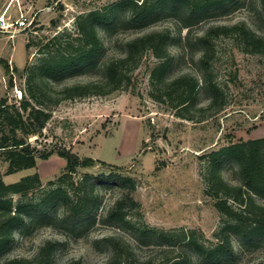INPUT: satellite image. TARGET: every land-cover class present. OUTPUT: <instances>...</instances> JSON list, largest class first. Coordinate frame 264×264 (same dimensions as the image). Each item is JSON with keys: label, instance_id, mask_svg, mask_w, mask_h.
Instances as JSON below:
<instances>
[{"label": "rangeland", "instance_id": "rangeland-1", "mask_svg": "<svg viewBox=\"0 0 264 264\" xmlns=\"http://www.w3.org/2000/svg\"><path fill=\"white\" fill-rule=\"evenodd\" d=\"M120 1L0 0V16L9 22L21 15L26 18L23 28L12 31L0 28V98L7 97L9 103L19 105L25 95L29 67L47 54L45 43L64 32L73 36L79 15ZM118 17L119 22L109 32L100 30L103 48L91 67L83 72L61 74L51 80V85L60 89L96 80L102 76V62L123 54L129 38L150 29L170 28L175 41L180 34L184 38L169 47L172 62L167 76L173 79L191 74L199 80L195 107L186 111L175 100L158 101L152 96V92L160 94L151 83L152 68L159 60L148 51L130 71L132 80L125 89L61 101L50 107L51 118L42 134L30 136L29 141L41 151L65 148L80 157L115 164L121 172L132 176L135 184L132 195L138 206L129 211L128 219L135 227L146 225L179 236L184 230H195L201 242L213 245L227 218L207 193L208 160L201 156L232 142L264 138V56L244 51L235 37L220 35L213 39L214 53L206 73L210 80L206 83L201 63L203 49L197 36L212 25L238 22L264 33L261 0L233 1L204 15L191 27L188 44L185 38L188 29L182 27L179 15L161 14L149 26L129 23V12L124 10L119 11ZM211 82L219 89L215 103L208 85ZM7 166L0 156V175L6 183L34 173L40 175L41 184L28 195H11L14 203L21 199L38 202L59 183L58 179L66 172V159L55 152L48 159L38 158L36 167L13 174L6 173ZM103 172L110 171L98 164L80 169L73 174V180ZM222 174L230 183L238 182L234 163L226 164ZM96 190L99 201L87 226L75 227L65 221L63 205L56 202L51 218L36 217L33 223L27 218V224L13 232L12 241L0 253V264L14 257H33L49 239L57 242L52 264L71 260H78L79 264H102L112 254L107 236L127 244L137 260L152 259V264H166L169 257H182L185 252L182 244L162 245L156 238L140 239L135 228L109 219L108 210L121 196L123 187L101 181ZM257 199L264 203V198ZM232 241L234 256L227 263L203 264L264 263V243L244 245L238 237ZM191 256L192 264L201 261L194 252Z\"/></svg>", "mask_w": 264, "mask_h": 264}, {"label": "trees", "instance_id": "trees-1", "mask_svg": "<svg viewBox=\"0 0 264 264\" xmlns=\"http://www.w3.org/2000/svg\"><path fill=\"white\" fill-rule=\"evenodd\" d=\"M233 1L239 0H122L79 15L73 36L64 32L45 43L46 56L27 71V86L20 104L9 103L7 97L0 98V156L8 163L6 173L13 174L34 168L38 158L48 159L57 152L66 159V172L58 179L59 183L38 202L21 199L17 203H14L11 195H28L41 184L40 175H26L11 183H6L0 175V253L12 241L13 232L27 224V218L29 223H33L36 217L51 218L56 202L63 205L62 217L65 221L75 227L87 226L99 201L96 187L101 181L117 183L124 188L108 210L110 220L135 228L140 239L156 238L162 245H183L185 252H182V257H169L166 264H192L191 252L200 258L198 264L206 261L227 263L234 256L233 237H238L244 245L264 243V203L257 199L264 198V138L232 142L201 156L208 160L207 193L215 199L216 208L227 218L216 233V242L208 246L198 239L195 230H184L179 236L170 230L132 225L128 213L138 206L132 195L135 184L132 176L121 172L119 166L92 157H80L65 148L41 151L29 141L30 136L42 134L51 118L50 107L61 101L106 95L125 89L132 80L130 71L139 65L148 51L159 60L152 68L151 83L160 94L152 92V96L158 101L175 100L177 106L186 111L195 107L199 80L191 74H182L173 79L167 76L172 62L169 47L171 43L182 42L184 38L180 34L178 41H175L170 28L150 29L129 38L123 54L111 56L102 62L103 73L96 80L74 83L60 89L50 82L61 74L83 72L91 67L90 64L99 58L103 48L100 30L109 32L119 22L118 13L121 10L129 12V23L139 26H149L161 14L179 15L182 27L188 29L185 36L188 44L194 24L201 21L204 15H210ZM261 5L264 14V0H261ZM220 35L235 37L244 51L264 56V33L253 30L245 22L212 25L197 36V42L203 49L201 63L205 68L206 83L210 80L206 73L209 59L214 53L213 39ZM10 84L13 85L12 80ZM208 85L215 103L219 98V89L215 83ZM182 116L192 119V116ZM228 163H234L237 168L238 182L235 184L227 181L222 174L223 167ZM98 164L109 169V174H85L81 180L74 182V173ZM105 239L112 245V254L102 264H152V259L137 260L129 246L120 239L114 236ZM56 247L57 242L49 239L33 257H14L2 264H52ZM66 264H79V261L71 260Z\"/></svg>", "mask_w": 264, "mask_h": 264}, {"label": "built area", "instance_id": "built-area-1", "mask_svg": "<svg viewBox=\"0 0 264 264\" xmlns=\"http://www.w3.org/2000/svg\"><path fill=\"white\" fill-rule=\"evenodd\" d=\"M26 25V18L21 15L18 20L15 21H8L5 16H0V28L8 29V31H12L15 28H23Z\"/></svg>", "mask_w": 264, "mask_h": 264}]
</instances>
